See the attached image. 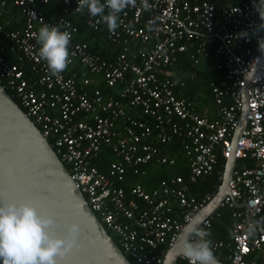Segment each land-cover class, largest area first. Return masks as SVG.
<instances>
[{"label":"built area","instance_id":"1","mask_svg":"<svg viewBox=\"0 0 264 264\" xmlns=\"http://www.w3.org/2000/svg\"><path fill=\"white\" fill-rule=\"evenodd\" d=\"M240 2L148 0L151 7L144 10L137 0L135 7L120 13L114 32L106 24H96L99 18L87 11L89 27L120 46L109 60L100 58L88 43L75 41L77 29L67 18L46 21L36 0H0V9H19L14 23L22 24L8 30L0 22V83L14 92L22 111L69 166L91 211L135 264H162L185 227L213 199L220 185L200 200L188 190L190 183L214 171L219 156L225 162L235 160L229 192L219 207L245 204L249 217L264 226V53L259 49L264 29L257 30L264 21L253 7L258 0ZM77 6V0H63V15L81 13L75 11ZM45 23L61 24V30L71 33L68 67L79 66V75L48 71L36 43V33ZM179 55H186L193 69L211 56L222 59L217 68L227 85L209 83L213 117L198 114L188 97L176 96L170 73L172 67L180 70ZM23 60L38 76L33 83L24 78ZM89 75L100 76L109 92L90 88ZM195 76L188 73L189 78ZM249 77L245 126L233 146L244 111L241 91ZM174 138L189 159L187 181L169 176L148 191L133 184L129 196L116 186L127 168L144 176L139 167L153 160L173 166L174 159L163 149ZM104 145L114 157L106 174L93 165ZM247 159L252 166L238 163ZM219 175L222 180L223 171ZM215 217L217 209L198 227L207 231ZM231 217V237L212 242L219 263L226 253L229 264H264V231L249 234L244 211L233 209ZM255 252L258 261L250 257ZM175 264L189 261L180 254Z\"/></svg>","mask_w":264,"mask_h":264},{"label":"water","instance_id":"2","mask_svg":"<svg viewBox=\"0 0 264 264\" xmlns=\"http://www.w3.org/2000/svg\"><path fill=\"white\" fill-rule=\"evenodd\" d=\"M249 79L241 91L244 111L233 146L245 126ZM234 166L233 157L226 160L217 193L189 225L194 222L199 225L220 206L229 192L228 183ZM11 202H31L40 214L56 220L60 235L66 234L65 224L78 222L81 225L79 247L63 259L58 258V264H131L91 211L48 141L0 84V203ZM235 206L245 209L247 224L253 225L246 205L235 203ZM189 225L175 247L166 253L162 264L176 263L182 254L181 240ZM259 226L264 231L261 223Z\"/></svg>","mask_w":264,"mask_h":264},{"label":"clouds","instance_id":"3","mask_svg":"<svg viewBox=\"0 0 264 264\" xmlns=\"http://www.w3.org/2000/svg\"><path fill=\"white\" fill-rule=\"evenodd\" d=\"M144 10L151 6L148 0H140ZM75 11L87 9L96 24H106L110 32L118 27L120 13L135 7L137 0H77ZM261 21H264V0L253 3ZM264 29L262 23L257 29ZM72 36L61 30V24H43L36 33L38 55L52 75L63 73L70 63L69 46ZM264 53V39L259 41ZM60 226L51 216L42 215L31 202L0 203V264H58V258L79 247L82 233L78 222L65 224L66 234L60 235ZM252 230H249V234ZM211 233L204 231L194 222L188 226L181 240L182 255L189 264H219L213 252Z\"/></svg>","mask_w":264,"mask_h":264},{"label":"trees","instance_id":"4","mask_svg":"<svg viewBox=\"0 0 264 264\" xmlns=\"http://www.w3.org/2000/svg\"><path fill=\"white\" fill-rule=\"evenodd\" d=\"M207 1L213 2V0ZM240 1L241 0H234V2L236 3H241ZM36 7L40 12H42L46 21L54 22L60 17L67 18L71 22L72 26L77 29L75 33V41L88 43L91 47V50L93 52H96L100 58L111 60V58L113 59L114 56L118 54L116 50L118 49L117 47H120L119 45L116 46L115 44L111 43L106 38V35L104 33H96L89 27V25L87 24V9H85L81 13H69L67 15H63V0H49L47 3H42L40 0H36ZM2 10L3 11L0 14V22L2 24H5V17L8 14L12 18L15 16L18 17L19 15V9L16 6L7 5V7L5 6V8H3ZM17 24L18 25L15 24L12 26L6 25V28L8 30L19 29L22 24ZM102 43H105L107 45L106 47L108 49H106L105 52L104 50L101 49L100 51L99 49ZM208 47L209 46H207V48ZM178 58L179 63L182 65L180 68L181 71H186L192 74L197 73L196 75L200 76L198 75V69H191V63L187 59L186 55H179ZM221 63L222 59L214 58L212 56L202 61L206 72L204 74V82L203 84H200V87L202 92L206 93L208 97H212L211 89L209 87L210 82H214L216 85H221L222 82H225L227 85V81L225 79L223 71L217 68V66ZM30 67V63L23 60L22 69L24 71V78L28 82L33 83L37 80L38 76L31 71ZM80 69L81 68L79 66H76L74 68L68 67L63 73L65 76H71L72 74L79 75ZM178 69V67H172L171 71L175 72ZM88 77L91 79L92 83L91 86H89L90 88L96 86V88L100 89L104 95L109 92L108 88L105 86L100 76L89 75ZM170 80L173 83V88L176 96L182 97L178 92V88L184 87L186 85L185 81L174 80L172 77H170ZM192 82L196 83L195 81ZM192 82L191 85L194 84ZM0 84L5 88L8 95L13 99V101L16 102L19 108H21L14 92L10 91L6 87L4 81ZM89 87L86 89L89 90ZM185 95V97H188L190 100L194 101V92L189 91ZM163 153H165L168 157L174 159L175 164L173 166L166 167L164 165L156 163L153 160L148 165L139 167L140 171L145 172L144 176L134 175L132 173V170L130 168H127L124 180L122 182H116V186L123 188L125 193L129 196V189L133 184H141L145 188V190L148 191L154 189L157 184H159L162 180L168 178L171 175L180 176L187 181L190 174L189 159L181 151L180 140L174 138L169 144L165 146V148L163 149ZM113 159L114 157L112 156L110 148L104 145L102 151L93 161V165H95L100 172L106 174L109 170V164ZM238 163L252 166V161L250 159L242 160ZM224 164L225 161L222 159L221 156H219L218 164L211 174L198 178L197 181L189 184V196H193L194 198L200 200V198L203 197L206 193H212L214 191V188L219 186L221 183V180H219V172L223 171ZM64 166L67 170H69V166L67 164L64 163ZM233 209L243 211L242 209H237L234 207ZM233 209L227 206H222L217 210L219 217L213 218L211 227L207 229V231L211 233L209 239H211L212 242L220 239H229L231 237V213ZM111 238L116 243V237L114 235H111ZM127 259L131 264H135L131 259Z\"/></svg>","mask_w":264,"mask_h":264},{"label":"crops","instance_id":"5","mask_svg":"<svg viewBox=\"0 0 264 264\" xmlns=\"http://www.w3.org/2000/svg\"><path fill=\"white\" fill-rule=\"evenodd\" d=\"M2 9H0V14L2 13ZM19 18V15L18 17L15 16V17H11L9 14L5 17V25H9V26H12V25H18L17 23H14V20ZM107 45L105 43H102L101 46H100V51L101 49L104 50V52L106 51V49H108L106 47ZM202 67V71L198 68V75L200 76H196L193 77V78H189L188 77V72L186 71H181V70H177L175 72H172L170 73V77H172L174 80H181V81H185L186 85L184 87H179V93H180V96H186L185 94L189 91H192L195 93L194 96V104H195V111L198 113V114H201V115H206L208 117H213L214 116V112H215V106L212 102V97H208V95H206V93L202 92L201 90V87H200V84L204 82V74L206 72L205 70V67L203 66V64L201 65ZM192 69V68H191ZM191 74V73H190ZM190 81V82H189ZM192 81H195L196 83L192 82ZM189 84H188V83ZM191 82L194 83L193 85H191ZM188 84V85H187ZM177 92V91H176ZM166 167H171L169 165H164ZM224 168V167H223ZM171 176H174V175H171ZM159 184L156 185V187L158 186ZM202 198V197H201ZM220 207L217 208V210L219 209ZM242 209L244 211V214H245V209L242 208V207H237V209ZM246 219V218H245ZM251 221L253 222V225L251 226H248L249 227V230L251 229L252 230V233L251 235L254 236V235H258L259 233H262L263 231L261 230L260 226H259V223H261L259 221V219H251ZM262 224V223H261ZM248 225V224H247ZM263 225V224H262ZM264 227V226H263ZM252 257V259H255V260H260V256H259V253L255 252V253H252V255L250 256ZM222 263L220 264H229L228 262V259H227V255L226 253L224 254L223 258L221 259Z\"/></svg>","mask_w":264,"mask_h":264},{"label":"rangeland","instance_id":"6","mask_svg":"<svg viewBox=\"0 0 264 264\" xmlns=\"http://www.w3.org/2000/svg\"><path fill=\"white\" fill-rule=\"evenodd\" d=\"M198 69V68H197ZM199 69L202 71V67L199 66ZM109 235H113L112 233L109 232Z\"/></svg>","mask_w":264,"mask_h":264}]
</instances>
